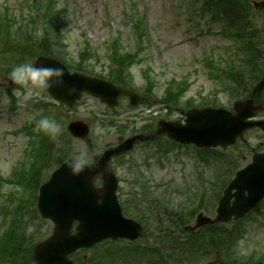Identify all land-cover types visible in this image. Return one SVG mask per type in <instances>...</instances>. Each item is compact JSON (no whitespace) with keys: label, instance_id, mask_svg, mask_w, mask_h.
<instances>
[{"label":"rangeland","instance_id":"374dc122","mask_svg":"<svg viewBox=\"0 0 264 264\" xmlns=\"http://www.w3.org/2000/svg\"><path fill=\"white\" fill-rule=\"evenodd\" d=\"M34 2L35 0H0V10L7 9L8 13L16 15L19 21L20 10L26 9L28 4L33 5ZM133 5L145 14L148 37L143 47V62L138 67L136 65L132 72L139 75L141 69L145 68L158 79L160 89L171 78L179 79L190 75L193 83L187 95L197 96L201 93L204 96L207 94L213 96L212 92L218 86L208 81L200 60L208 52L218 55L220 49L228 45V42L217 36L220 30L218 27L213 24L209 26L205 21L197 18L198 3L191 8L187 0H60L59 6L64 12L63 18L60 19L63 40L68 44L66 57L76 59L83 45L87 43L91 50L102 58L105 55L106 43L114 37H118L123 49H132L134 42L127 23L128 18L122 13L128 12ZM13 65L16 64L8 62L2 66V69ZM102 68L101 64L95 67L96 71ZM137 83L140 85L141 79ZM11 84L8 76L0 71V173L10 171L22 154L24 140L12 135L11 132L19 129L34 116L31 111V101L23 106L18 104L15 112L9 111L10 104L4 96L3 89ZM217 98L220 103L230 107L231 101L228 97L220 93ZM194 100L198 103L197 99ZM102 110L101 106L87 99L69 114L74 119L93 123L95 116L103 114ZM140 111L141 109L130 110V115ZM118 122H125V119L120 118ZM93 131L92 148L82 141L72 142L74 154L83 151L89 161L106 144L113 143L117 137L114 131L104 132L95 127ZM259 137V134H251L249 142L254 145ZM140 152V149L137 150L133 157L137 159ZM149 164L152 166L150 174L159 180L163 179L164 182L174 181L183 188L194 180L188 174L195 166V159L188 155L187 151H180L177 157L174 154L170 155L167 160L162 159L160 164L155 159H151ZM48 228L50 231L51 227ZM240 251L242 255L252 251L264 253V229L256 230L255 226L250 228L249 235L240 245Z\"/></svg>","mask_w":264,"mask_h":264},{"label":"water","instance_id":"95a60500","mask_svg":"<svg viewBox=\"0 0 264 264\" xmlns=\"http://www.w3.org/2000/svg\"><path fill=\"white\" fill-rule=\"evenodd\" d=\"M36 66L62 67L64 69L63 83L55 86L54 92L51 91V93L70 106L78 98L79 92L77 93V89L88 88L93 84V80L82 75H69L61 64L52 59L40 58ZM70 89H74V91L70 93ZM115 92L119 93L120 91L115 90ZM232 131L228 130L229 133ZM42 194L45 200L41 203V209L56 220L57 227L54 236L36 250V259L40 264L63 263L66 252L85 242L86 230L94 229L99 232L105 230L107 213L100 211L96 205L90 203V199H86L85 189L80 184L63 182L48 190V192L45 190ZM55 195L58 200H55ZM68 212L73 215L71 217L81 221L79 234L73 238L68 237L67 234L71 218L63 216Z\"/></svg>","mask_w":264,"mask_h":264},{"label":"clouds","instance_id":"9594fccd","mask_svg":"<svg viewBox=\"0 0 264 264\" xmlns=\"http://www.w3.org/2000/svg\"><path fill=\"white\" fill-rule=\"evenodd\" d=\"M12 31H15V26ZM35 35L42 37L43 31L37 30ZM64 76L65 71L62 67H37L32 63H19L12 68L8 79L16 86L13 88V94L19 98L20 104L23 106L29 101L40 98L42 91L61 85ZM69 91L71 93L74 89ZM35 131L55 138L60 134L61 126L54 117L44 116L36 121ZM88 165L89 160L83 151L65 161V167L73 176L83 173ZM26 231L28 233L35 231V224L27 223Z\"/></svg>","mask_w":264,"mask_h":264},{"label":"trees","instance_id":"16d2710c","mask_svg":"<svg viewBox=\"0 0 264 264\" xmlns=\"http://www.w3.org/2000/svg\"><path fill=\"white\" fill-rule=\"evenodd\" d=\"M236 0H203V5L206 7V10L210 13H213V19L218 20L220 15L223 16L224 21L228 23H232L234 17V8H235V2ZM2 19L0 18V26L2 25ZM43 25V36L37 37L35 35V32L28 31L25 34L28 35V37L21 43V44H14L17 40L20 39L21 35L17 34L12 31L11 28H7L4 32H0V36L2 37V46L9 48V46H12V52L11 54L15 55H23V52L25 54H28L30 56H34L37 54H43L46 56H52L54 53L57 54V50L55 49V42L57 40V37L59 34V27L57 21H44ZM1 29V27H0ZM54 32V33H53ZM18 33H21V30L18 29ZM55 34L57 36H55ZM17 37V38H16ZM4 38V39H3ZM115 55V54H114ZM82 57V54H81ZM132 57L130 55H126L123 57L122 60L116 62L119 64V66H122L125 69V62L127 60H130ZM134 58V56H133ZM32 201V199H30ZM27 204L30 207V210L27 211L24 215L25 218H22L21 222L18 223L19 228H26L27 220L33 219L35 216L34 211L31 209L32 202H27ZM27 217V220H26ZM209 239L201 243L200 245H197L196 251L199 253V251L205 250V252L209 253L208 250L211 251V253H215L213 250V247L216 248L222 244L221 238L224 236H215L211 235ZM231 241L230 237L224 238V243L228 244ZM182 244H177V250L181 248ZM12 248V247H11ZM9 248V250L11 249ZM201 248L203 250H201ZM13 264H16L13 260Z\"/></svg>","mask_w":264,"mask_h":264}]
</instances>
